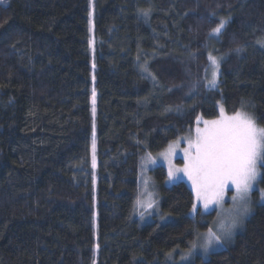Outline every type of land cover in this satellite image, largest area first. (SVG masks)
Returning <instances> with one entry per match:
<instances>
[{"label":"trees","instance_id":"16d2710c","mask_svg":"<svg viewBox=\"0 0 264 264\" xmlns=\"http://www.w3.org/2000/svg\"><path fill=\"white\" fill-rule=\"evenodd\" d=\"M220 107L264 128V0L0 4V264H167L188 250L212 215H192L190 188L166 187L156 167L170 219L143 221L139 166ZM189 264H264V204L234 242Z\"/></svg>","mask_w":264,"mask_h":264},{"label":"snow or ice","instance_id":"6c2138e0","mask_svg":"<svg viewBox=\"0 0 264 264\" xmlns=\"http://www.w3.org/2000/svg\"><path fill=\"white\" fill-rule=\"evenodd\" d=\"M3 3V0H0ZM147 15V12L144 13ZM226 21H221L212 30L213 34L221 33ZM213 67L212 79L208 82L216 86L218 61L210 56ZM147 71V69H145ZM93 104L95 92L93 91ZM95 108H93V113ZM187 147L183 149L184 165L177 168L171 164L170 157L178 146L170 145L169 150L162 155L169 160L168 177L170 181L180 179L178 173H183L192 187L194 202L192 212L196 213L198 205L207 212L212 205L222 208L221 202L225 190L231 185L235 189L232 196V207L217 212V220L202 234L200 242H193L192 248H200L208 253L214 246L222 244L231 238L235 228L249 213L250 192L259 175L257 164L264 163V128H259L253 117L238 111L227 116L221 108L219 119L204 121V127H197L194 137L186 139ZM149 159L151 157L149 156ZM93 168H95V142H93ZM147 188L148 181H144ZM264 199V192L261 193ZM141 206L151 208L153 202L150 195L148 202L140 201ZM143 215V213H141Z\"/></svg>","mask_w":264,"mask_h":264},{"label":"rangeland","instance_id":"374dc122","mask_svg":"<svg viewBox=\"0 0 264 264\" xmlns=\"http://www.w3.org/2000/svg\"><path fill=\"white\" fill-rule=\"evenodd\" d=\"M6 2H7V0H3V3H0V4L4 5ZM224 27H225V25H224ZM224 27H223V29H224ZM220 34L215 35V34L212 33L211 37H210V39H209V41L207 43L208 44V46H207L208 59H207V65H206L207 68H206V72H205L204 77H205V86H206V88L211 89V90H217V88H218L217 86H218V83H219V76L218 75H219V71H220V65H219L220 64V58L217 55L214 54L213 47H214L216 39L219 37ZM210 56L215 57L217 59V61H218V69H217V74H216V78H215V80H216V86L215 87L211 86L208 83L212 79V72H213V67H212L211 62L209 60ZM219 109H220V112H219V117L217 119H219L220 116H221V107ZM242 112H244V111H242ZM224 114H225V112H224ZM229 116H232V115H229ZM214 120H216V119H214ZM208 121H211V120H208ZM197 127L203 128L204 127V121H200L199 120V122H197V124L195 125L194 128H192L188 133H186V135L176 139L175 142L170 143L165 148L164 151L156 153L154 155H146L145 157H143L142 161L140 162V166H139L140 170H139V177L138 178H140V180H139V182H140L139 183V189H141V192H140L138 198H139L140 201L144 202L145 205H146V203L149 200V195H150L151 201L153 202V206L151 208H147L146 206H141L140 204L137 203L138 208H140V210H142L143 218L147 217V219H142L141 218L143 221L146 222L148 220L150 221L152 219H155L156 222L157 221H160V222H165L166 221L167 222L170 219L169 216L168 217L164 216L161 213V210H159V202L156 199V194L157 193H156V190L154 189V186H153L154 185L153 184L154 180L151 177V172L153 170H155L156 167L164 168V170H165V172L167 174V180H166V184H165L166 187L167 186H172V185L178 184V183H183V184L186 185V187L190 188V190L192 192L191 184L187 180V178L183 176V173H178L177 174L180 177V179H177V180H174V181H170L169 180V177H168L169 160H166L162 154L166 153L169 150V146L170 145H175L177 142H179L178 146H176L175 149H174V154L170 157V161H171V164L174 165L177 168L183 167V165H184V152H183V149L187 147L186 139L189 138V137H194L195 136ZM257 127H259V126L257 125ZM259 128H261V127H259ZM149 156L151 157V159H149ZM263 165H264V163H260V162H258V164H257L259 175L257 177V180H256L254 186H253L252 191L249 194L250 195V199H249L250 211L243 218L242 222L235 228L231 238L226 239L220 245L214 246L208 253H204L198 247L196 249H193L192 248L193 243H192L188 250H184V251H181V252L180 251H176V252L170 253V255L167 258V264H189L196 257H200L202 259H207L209 255L213 254L214 252H217V251H220V250H224V248L227 245H230L232 242H234L235 236L237 234H239L240 232H242L243 227L245 225V222L250 218V216L252 215V213H253L254 209L256 208V206L264 204V199H262V197H261V193L264 192V191L260 188V185L258 184L260 176H261L260 171H261V168H262ZM145 180L148 181L147 188H145V184H144ZM192 195H193V198H194L193 192H192ZM233 195H235V189L231 185H229L228 188L225 190L224 197H223V200L221 202L222 208H218L217 205H212L210 207V209L207 212H205V210L198 205L197 211L200 210L202 213H204L206 215H212V220H211V222L209 224V226H211L213 224V222L217 220V212L218 211L223 210L224 213L226 214V210H228V209H230L232 207V203H233L232 202V196ZM191 214L194 215L196 213L192 212ZM162 217L164 218V221H162ZM207 230H208V228L205 231H202L201 233H198L195 236L193 242L195 241V242L199 243L200 239H202V234L206 233Z\"/></svg>","mask_w":264,"mask_h":264}]
</instances>
